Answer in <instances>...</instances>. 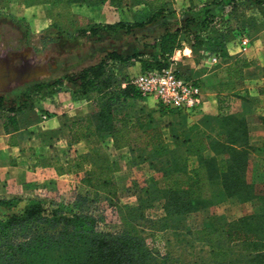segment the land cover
<instances>
[{
	"label": "trees",
	"instance_id": "1",
	"mask_svg": "<svg viewBox=\"0 0 264 264\" xmlns=\"http://www.w3.org/2000/svg\"><path fill=\"white\" fill-rule=\"evenodd\" d=\"M22 1L29 4L38 0ZM118 2L126 7L144 5L149 9V15L128 25L127 32L175 12L173 0ZM249 9L254 12L246 16ZM257 13L262 17L258 18ZM182 23L162 28V33L155 38L159 48L156 59H143L137 54L140 51L125 57L110 51L96 63L66 75L67 81L77 86V92L93 103V110L88 115L69 124L72 142L89 136L110 139V148L115 153L125 149L129 155L126 166L110 155L105 158L93 156L91 159L95 160L90 162L86 153H79L65 163L56 157H51L53 160L48 162L57 173L73 171L78 175L82 172L78 182L86 188L87 195L92 194L90 202L99 203L101 198L116 208L119 194L114 175L123 167L129 169L146 163L156 171L161 182L154 174L141 180H138L140 175L124 178L125 191L128 195H136L137 205L124 204V216L118 213L120 227L114 230L99 226L103 222L102 215L97 217L92 212H83L75 204L60 203L58 209L52 210L42 201H31L22 211L8 214L4 220L1 219L4 212L0 211V264H17L19 254L31 244L55 245L60 260L52 264H158L150 252L142 251L140 238L129 226L135 220H144L145 210L158 199L162 201L167 223L192 214L203 216L199 228L186 226L189 235L207 248L204 259L192 264H264V181L255 182L251 174L254 149L248 143L249 119L240 113L222 114L214 143L208 144L203 138L182 140L157 125L150 110L135 108L136 100L142 95L130 84L127 75L115 72L114 66L116 62L130 65L139 61L141 71L167 68L173 65L171 56L176 49L182 48V40L189 43L194 52L208 50L221 54L227 41L242 31L250 36L261 27L264 0H211L199 13L186 14ZM105 27L114 29V26ZM87 31L80 30L79 33L95 36L100 28L91 26ZM238 63L246 66L241 60H235V64ZM175 70L183 77L177 68ZM231 83L225 89L233 87L229 86ZM259 91L264 94V87ZM3 99L0 95V109L16 111L22 108L19 104L5 107ZM157 109L162 115L177 119L187 120L192 116L159 102ZM255 119L264 124V116ZM190 128L201 131L194 124ZM223 199L241 204L251 201L254 209L227 221L223 215L213 212ZM18 202L0 199V208H14ZM76 202L84 204L86 196L76 195ZM42 222L52 223L56 230L54 238L46 229V237L37 239L35 229Z\"/></svg>",
	"mask_w": 264,
	"mask_h": 264
},
{
	"label": "crops",
	"instance_id": "2",
	"mask_svg": "<svg viewBox=\"0 0 264 264\" xmlns=\"http://www.w3.org/2000/svg\"><path fill=\"white\" fill-rule=\"evenodd\" d=\"M173 1L175 10L173 14L165 18L161 17L143 27H135L132 32H127L128 25L134 21L144 20H136L138 15L145 17L149 15V9L144 5L124 7V13L119 12L118 19L112 18V16L108 19L101 18V10L106 8L104 7L106 5L97 6L95 0H51V2L38 0L26 6L23 5L22 9L18 11L21 17H25L29 21L32 34L40 38L47 37L46 41L50 37L52 44L70 43L74 47L75 44L81 43L85 39L93 42H97L96 39L99 38L104 39L105 46L101 49V57H99L101 59L110 51H115L122 57L140 51L139 48L142 46L135 47L138 39L142 43L150 41L162 33L151 35L146 33V30L152 28L159 30V27L180 24L186 14H193V11L199 13L211 0ZM14 4L16 5V0ZM64 11L65 13H63ZM250 12L254 11L247 10L246 16ZM257 16L258 18L262 17L258 13ZM118 23H120L119 26ZM105 25L114 26V29L105 27ZM91 26L100 28L97 35H80V30L88 32L87 29ZM133 33H135L134 36ZM135 37H137L136 40ZM249 39V45L246 47H241L237 38L230 39L225 43L224 51L221 54L208 50L194 52L193 47L182 40V48L175 50L171 60L173 66H176L183 76L199 83L202 101L200 111L187 120L177 119L172 115H162L157 106L149 105L145 102L144 97L136 100L135 108L145 107L150 110L154 122L163 127L168 134H177L182 140L203 138L208 144L217 140L220 130L219 116L233 112L245 115L249 119L248 143L254 149L251 161L252 178L255 182H263L264 124L257 122L255 118L264 116V94L259 91L264 87V23L252 31ZM62 52L59 55L64 54ZM95 53L97 52L92 50L88 52V56L93 58ZM156 53L157 55L159 53L158 46H156ZM211 55H217L216 62L210 61ZM66 59L67 57L64 58V60ZM237 59L246 66H241L240 63L235 64ZM96 62L92 61L88 65ZM114 66L115 72L121 76L130 73L136 75L141 71L139 61H134L130 65L116 62ZM56 69H59V66H56ZM71 73H61L62 84L52 95V100H41L38 104L22 106L16 111L0 109V193L2 190H6L11 175L16 171L39 174L50 167L48 162L53 160L51 157L59 158L61 162L65 163L69 158L68 154L73 157L77 152L79 153L81 145H89L86 152L90 162L95 160L91 157L96 155H101V158L108 157L106 147L112 146L110 139L89 136L77 143H73L71 140L69 124L88 115L93 110L92 101L80 95L77 92V86L64 78L65 75ZM228 83H231L229 86L233 87L225 89ZM33 87H35L34 83H22L15 89L30 90ZM7 92L0 95L4 97L5 107H11L6 104L8 101L6 96H10L9 90ZM11 105L17 104L12 102ZM46 113L51 115L42 119L41 114ZM191 124L197 126V129L201 131L191 130ZM146 168L149 170L148 176L156 173L148 164H146ZM228 201L223 199L221 204H228ZM239 205L247 208L253 203L249 201L239 203ZM251 211L252 206L250 209H246L241 216L249 214ZM229 220L232 219H227V221Z\"/></svg>",
	"mask_w": 264,
	"mask_h": 264
},
{
	"label": "rangeland",
	"instance_id": "3",
	"mask_svg": "<svg viewBox=\"0 0 264 264\" xmlns=\"http://www.w3.org/2000/svg\"><path fill=\"white\" fill-rule=\"evenodd\" d=\"M128 1L130 2L131 0ZM97 2V6L106 5L104 6L106 8L101 10L100 17L103 19H108V17L111 18V16L112 18L118 19L119 12L124 13V7H126L119 3L118 0H97ZM14 3L15 0H0V63H8L9 65L15 66L17 69L30 67L33 69L38 68L39 70L29 79L27 77L22 80H15L11 77L9 81L0 85V94L8 93L7 90H9L10 96H6L8 100L6 104L9 105L14 102L17 105L26 106L29 104H38L41 100L45 101V99L52 100V95L61 87V73H74L89 63H92V61H99L101 49L105 46L104 39H96L97 42L85 39V41L75 44L74 47H72L70 43L52 44L50 43L52 38L49 37V40L46 41L47 37L40 38L32 34L28 23L29 21L25 17L19 15L18 10L22 9L23 5H28V3L18 0H16V5ZM63 13H65V11ZM193 13H195V11H193ZM143 18H145L144 15H138L136 20ZM182 24L184 23L181 21L180 24L177 25L180 26ZM159 28V30L152 28L145 32L156 35L162 31V28ZM193 30L195 29L193 28ZM134 35L135 33H133V36ZM182 36L184 38V35ZM137 37H135V40ZM132 44L134 43L132 42ZM138 46L142 47L139 48L140 52H137V54H141L143 59H156L158 57L155 38L142 43L138 39V42L135 43V47ZM62 50H65V52H62ZM92 50L97 53L94 54L95 57L90 58L88 52ZM61 52L64 54L59 55ZM65 57H67L66 60H64ZM56 66H59V69H56ZM174 67L177 68L176 66ZM133 76L134 74L130 73L127 75V78L130 79ZM183 77L186 78L185 76ZM64 78L66 79V75ZM22 83H34L35 87L30 90L15 89ZM144 99L149 105L154 104L157 106V101L154 97L149 96L147 98L146 96ZM88 146L89 145L86 144L79 146V153L87 154L86 151ZM106 151L108 155L114 159L120 160L123 162V166H126V160L129 155L125 152V149L120 152L116 151L115 153L111 148L106 147ZM79 153L77 152V154ZM121 153L123 155H117ZM68 155L69 158H71V154ZM148 173L149 170L146 168V163L129 169L123 167V169L115 173L114 176L119 194L117 201L118 206L116 208L109 205L105 200H101V198L98 199L99 203H94L95 201L90 202L92 194L87 195L85 192L86 188L78 182L82 172L78 175L73 171L68 173H57L51 167L39 174L16 171L11 175L6 190L1 191L0 199L19 200V202L14 208H6L5 210L0 208V211L4 212L1 219L4 220L8 214L19 213L23 210V207L31 201H42L52 210L58 209L60 203H69L79 206L77 209L83 212H92V214L97 217L102 215L103 222L99 223V226H106L114 230L120 227L118 213L124 216V204L131 206L137 205L136 195H128L125 191V186L123 185V182H125L124 178L128 179L132 176L136 177L140 175L141 177L139 176L140 179L138 178V180H141L142 178H147ZM154 175L157 176V174ZM157 179L161 182L160 177L157 176ZM78 194L86 196V202L89 201L84 204H80L79 202L74 203L75 196ZM161 203L162 201L159 199L153 201L152 205L145 210L146 218L144 220H135L129 224L131 228H134L135 234H137L136 236H138L140 242H142V251L150 252L154 261L158 264H192L203 260L204 256L207 255V253H204L207 251L206 245L202 242L195 241L186 229V226H191L193 229L199 228L203 216L192 214L187 218H181V220H177V218L175 221L171 219L169 222L168 220L167 223V220L165 221L164 219ZM251 206L253 210L254 205ZM251 206L248 205L247 208L240 207L238 202L228 201V204L219 203L213 208V212L217 215H223L226 219H236L241 216L246 209H250ZM153 220L158 221L152 223L151 221ZM46 229H48L53 238L55 237L56 230L52 223L42 222V224H37V228L35 229L37 239L46 237ZM59 260V251L55 245L42 247V245L31 244L19 254L17 264H52Z\"/></svg>",
	"mask_w": 264,
	"mask_h": 264
},
{
	"label": "built area",
	"instance_id": "4",
	"mask_svg": "<svg viewBox=\"0 0 264 264\" xmlns=\"http://www.w3.org/2000/svg\"><path fill=\"white\" fill-rule=\"evenodd\" d=\"M236 38L241 47L249 45V36L244 31ZM216 60L217 55L210 56L211 62ZM173 67L170 65L167 68L140 71L130 78V84L144 97H154L157 103L167 108L194 115L201 108L200 86L193 80L178 75ZM47 117V114H41L42 119Z\"/></svg>",
	"mask_w": 264,
	"mask_h": 264
},
{
	"label": "water",
	"instance_id": "5",
	"mask_svg": "<svg viewBox=\"0 0 264 264\" xmlns=\"http://www.w3.org/2000/svg\"><path fill=\"white\" fill-rule=\"evenodd\" d=\"M39 69L26 67L23 69H17L13 65L8 63H0V85L9 81L12 77L15 80H22L28 77V79L35 74Z\"/></svg>",
	"mask_w": 264,
	"mask_h": 264
}]
</instances>
